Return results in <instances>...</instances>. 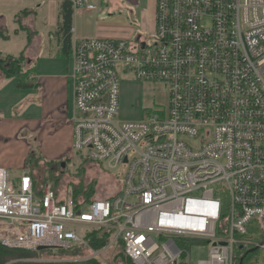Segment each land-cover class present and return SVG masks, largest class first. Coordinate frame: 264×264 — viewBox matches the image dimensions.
Here are the masks:
<instances>
[{
	"label": "built area",
	"instance_id": "1",
	"mask_svg": "<svg viewBox=\"0 0 264 264\" xmlns=\"http://www.w3.org/2000/svg\"><path fill=\"white\" fill-rule=\"evenodd\" d=\"M120 71L164 84L167 105L122 120ZM71 76L73 150L121 182L87 196L0 166L4 247L88 246L101 228L109 242L82 259L240 264L264 249V0H156L152 41L81 39Z\"/></svg>",
	"mask_w": 264,
	"mask_h": 264
},
{
	"label": "crops",
	"instance_id": "2",
	"mask_svg": "<svg viewBox=\"0 0 264 264\" xmlns=\"http://www.w3.org/2000/svg\"><path fill=\"white\" fill-rule=\"evenodd\" d=\"M64 1L0 0V60L10 56L25 59L28 67L34 69L30 78L36 79L37 84L20 88L18 80L4 78L0 72V131L4 134L11 129V136L14 135L17 142L22 134L36 135L37 146L21 143L19 161L6 164L0 159V166L9 169L15 179L19 177L13 175L12 169H17L18 165L29 169L26 164L30 157L35 158L37 150L41 151L40 159L48 169H55L52 162L62 160L74 151L75 109L71 69L75 44L85 38L133 39L138 35L146 38L136 32L135 27L126 26L124 31H118L113 24L100 23L105 12L95 11L98 6L91 0H88L90 6H76L69 0L73 9L71 45L69 51H65L61 31ZM150 4L155 28L156 0H151ZM31 169L34 168L31 166ZM23 173L30 174L37 186L45 182L33 171ZM86 240L89 245L81 247L93 248Z\"/></svg>",
	"mask_w": 264,
	"mask_h": 264
},
{
	"label": "rangeland",
	"instance_id": "3",
	"mask_svg": "<svg viewBox=\"0 0 264 264\" xmlns=\"http://www.w3.org/2000/svg\"><path fill=\"white\" fill-rule=\"evenodd\" d=\"M96 3L98 8L97 12H105L104 18H100V23L106 25H115L118 31H124V27H135L136 32L145 35L150 41H152V35L154 31V19L153 12L151 10V0H91ZM143 9L146 10V14L143 13ZM109 19V20H106ZM138 33V34H139ZM134 39V38H133ZM21 59V58H20ZM12 63V64H10ZM16 64V66H15ZM15 72L19 68L22 69L23 75L14 77L15 80L25 81L36 79L30 78L31 67H28L26 60L22 59L17 62L12 60L0 63V72L6 76L7 68ZM18 71V70H17ZM17 73V72H16ZM21 74V73H20ZM30 74V75H29ZM29 76V77H28ZM120 76V107L119 116L122 120H140L142 118V112L144 109L155 110L162 106H166L168 103L167 88L160 82H143L136 80L132 74L124 71L119 72ZM32 81V82H33ZM11 129L6 130L4 134L0 131V159L3 163L14 164L19 157V153L22 149L21 143L36 145V135H24L19 137L18 142L15 136H11ZM26 141V142H25ZM48 143V141H45ZM37 150V147H33ZM41 151H36L35 158L30 157L26 165L29 169H23L25 167L13 170V175L19 177L23 172H35L36 175L42 177L46 182H57L56 186L63 184H72L76 189L83 187L84 190L91 189V196L108 197L111 196L117 189L116 179L120 183V175H117L114 169H108V165L93 162L91 158L84 159L82 153H76L70 151L67 157L62 160L54 161L51 165H54L55 169H48L43 160L40 158ZM72 157V158H68ZM21 162V161H20ZM66 163L65 167H62V163ZM31 166L34 169H31ZM57 179L55 182L52 180ZM85 194V192H82ZM86 195V194H85ZM74 252V251H73ZM72 251L64 250L60 248H49L48 250L37 253L35 256L25 258L27 261H53L64 262L71 259H82L84 255H88V248H81V251H75L76 255ZM253 257L255 261L252 264H264V249L258 250L257 254H251L245 259L250 262Z\"/></svg>",
	"mask_w": 264,
	"mask_h": 264
},
{
	"label": "trees",
	"instance_id": "4",
	"mask_svg": "<svg viewBox=\"0 0 264 264\" xmlns=\"http://www.w3.org/2000/svg\"><path fill=\"white\" fill-rule=\"evenodd\" d=\"M72 13H73V9H72V3L69 0H65L62 4V18L63 21L61 23V31L64 34V41H63V49L66 51L70 49V43H71V34H70V29H71V23H72ZM12 60L14 62H17L19 64V61H21L22 59L19 58H15V57H7L5 59H1V62H6ZM12 64V63H10ZM16 66V64H15ZM10 66L9 68H7L6 70V76L10 79V78H14L17 76H21L23 74H27V73H23L22 69L19 71V68L14 71H12V69L10 70ZM18 70V71H17ZM33 68H31L30 73L33 72ZM17 72V73H16ZM21 73V74H20ZM19 74V75H18ZM30 75V74H29ZM29 77V76H28ZM27 78V77H26ZM25 78V81H19L18 82V86L20 88H29V87H34L36 86V82H34L33 80H28ZM33 81V82H32ZM57 179L52 180L53 182H55ZM57 182L54 183V185H56ZM77 192H85V194L87 196H91L92 194V190L89 189V191L86 189L84 190L83 187H79L77 189ZM112 232L106 229H97V230H93L91 232H89L86 235V238L90 241L91 246L96 249V250H100L102 249L105 245H107V243L110 240V236H111ZM81 246H77L75 248H71V249H66V248H60V249H64V250H69V251H74L73 254L76 255L75 251H81ZM48 250V249H45ZM45 250H41V251H29V250H15V249H9L4 247L1 243H0V264H103L100 260L98 259H71L68 261H64V262H53V261H27V260H23L25 258H29L32 255L35 256L37 253H40L42 251ZM116 256H121L122 258H126V254L124 253L123 250L120 249V251L115 253ZM247 256H249V254H246L243 257V264H252L255 261V257H253V259L250 262H247L245 259L247 258Z\"/></svg>",
	"mask_w": 264,
	"mask_h": 264
},
{
	"label": "water",
	"instance_id": "5",
	"mask_svg": "<svg viewBox=\"0 0 264 264\" xmlns=\"http://www.w3.org/2000/svg\"><path fill=\"white\" fill-rule=\"evenodd\" d=\"M144 46H145V43L143 42V43H142V47H144ZM65 164H66L65 162L62 163V167H63V168L65 167ZM47 248H49V247H46V246H40V247H38V250L41 251V250H45V249H47ZM257 249H259V247H256V248L252 249V251H255V250H257ZM240 264H243V261H241Z\"/></svg>",
	"mask_w": 264,
	"mask_h": 264
},
{
	"label": "flooded vegetation",
	"instance_id": "6",
	"mask_svg": "<svg viewBox=\"0 0 264 264\" xmlns=\"http://www.w3.org/2000/svg\"><path fill=\"white\" fill-rule=\"evenodd\" d=\"M143 37H141L140 35H138V36H136V38H134L136 41H140L141 39H142ZM257 252H258V249L257 250H255V251H252V253L251 254H257ZM251 254H249V256L251 255Z\"/></svg>",
	"mask_w": 264,
	"mask_h": 264
}]
</instances>
